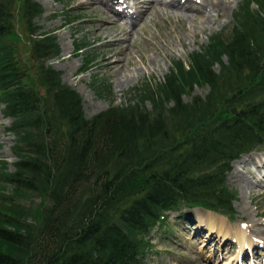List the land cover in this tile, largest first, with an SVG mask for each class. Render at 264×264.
Listing matches in <instances>:
<instances>
[{
  "label": "trees",
  "instance_id": "16d2710c",
  "mask_svg": "<svg viewBox=\"0 0 264 264\" xmlns=\"http://www.w3.org/2000/svg\"><path fill=\"white\" fill-rule=\"evenodd\" d=\"M43 12L36 0H0V104L17 137L14 168H0V264H147L151 232L172 230L169 211L233 214L231 163L264 150V0H243L230 37L174 60L137 101L92 117L47 63L61 49L56 33H37Z\"/></svg>",
  "mask_w": 264,
  "mask_h": 264
},
{
  "label": "rangeland",
  "instance_id": "374dc122",
  "mask_svg": "<svg viewBox=\"0 0 264 264\" xmlns=\"http://www.w3.org/2000/svg\"><path fill=\"white\" fill-rule=\"evenodd\" d=\"M36 1L44 11L35 20L40 27L37 33H56L61 48L60 55L47 63L61 71L62 80L83 96L85 113L92 117L116 106L137 101L148 87L156 88L164 81L174 60L187 63L192 53L201 52L213 35L230 37L235 13L243 0H209V3L203 0H181L182 3H196L202 7V12L192 11L193 14L188 15L181 12L183 10H169L158 5L152 10L143 9L145 11L141 16V5L145 0ZM216 1L224 2L226 13L223 14L221 10L218 14L211 8L212 5L208 6ZM127 2L129 7L136 6L137 9L127 20L135 19L130 23L125 19L114 23L113 20H118V8H124L121 3ZM252 8L257 9V6L252 5ZM207 19L210 21H203ZM135 20L138 22L133 26ZM21 24L24 22L20 18L16 22L17 31L24 34V40L30 44L28 32L20 29ZM78 43L88 46L82 53L89 50L93 54L87 72L81 71L85 57L76 50ZM18 56L23 61H33L31 50L27 48H21ZM115 60L119 62L109 69L107 62ZM223 61H226L224 57ZM213 69L217 71L219 65L216 64ZM207 93L208 88L196 86L194 89V94L202 98ZM147 106L150 108L151 104L147 103ZM12 120L5 115L0 104V168L6 161L13 169L17 161L12 150L17 137L8 130ZM248 158L252 161H247ZM243 160L246 162L242 163ZM259 165H262L261 168ZM244 179L253 187L247 189ZM256 180L263 181V184L260 185ZM226 181L237 191L233 201L234 213L223 214L203 206L169 211L167 216L172 230L169 234L163 228L151 232L149 238L153 251L146 259L147 264H239L237 261L242 264H264V245L258 244L259 241L252 238L250 233L256 226L264 227V196H257L261 190L264 191V150H253L235 158L231 170L226 174ZM43 202L44 195L35 193L29 206L38 210ZM203 210L227 218V225L222 227V231L217 223H207L199 216ZM259 237L264 238V235Z\"/></svg>",
  "mask_w": 264,
  "mask_h": 264
},
{
  "label": "bare ground",
  "instance_id": "6f19581e",
  "mask_svg": "<svg viewBox=\"0 0 264 264\" xmlns=\"http://www.w3.org/2000/svg\"><path fill=\"white\" fill-rule=\"evenodd\" d=\"M76 1V0H75ZM80 1V0H79ZM203 1H205L206 3H209V0H203ZM100 2H102V1H100ZM125 2H126V0H125ZM199 2V1H198ZM127 4L129 5V2H127ZM201 5H202V3H200ZM82 5V4H81ZM86 5V4H85ZM158 5H160V6H162V7H164L165 9L166 8H169V10L170 9H180V10H183V11H181V12H183V13H187L188 15H191V14H193V12L192 11H199L200 13L202 12V10H201V8L199 7V6H197V4L196 3H192V2H187V3H182L181 2V0H145L144 1V3L141 5L142 6V12L139 14L140 16L141 15H143L142 13L146 10V9H150V10H152L154 7H156V6H158ZM210 5H212V7L210 6ZM204 6V5H203ZM208 6H210L213 10H215V12L217 11V13L219 14L220 13V11L222 10V13L224 14V13H226V5L224 4V2H219V1H216V2H211ZM199 7V8H198ZM209 7V8H210ZM96 8V7H95ZM110 8V7H109ZM115 8V7H114ZM143 9H145L144 11H143ZM116 10V9H115ZM157 10H159V8L157 9ZM162 10V9H161ZM154 11V10H153ZM164 11H166V10H164ZM176 11V10H175ZM125 12V8H123V11H120V10H117V13H116V18H118V20H113L114 21V23H116L117 24V21H119L120 19H122L123 17H126V13H124ZM150 12H152V11H150ZM150 12H149V14H150ZM157 12V11H156ZM163 12V11H162ZM180 12V13H181ZM153 13V12H152ZM166 13V12H165ZM175 13V12H174ZM183 13H181V14H183ZM172 14V13H171ZM180 14V15H181ZM138 16V15H137ZM217 16V15H216ZM208 17V16H207ZM189 18V17H188ZM136 19H138V18H136ZM191 19H192V16H191ZM112 21V22H113ZM203 21H210V20H203ZM215 21V19L212 21V23ZM137 22L138 21H134L133 23H132V25L134 26V25H136L137 24ZM210 23V22H209ZM211 25V24H210ZM207 26V25H206ZM205 26V27H206ZM204 27V26H203ZM112 56V55H111ZM109 60V59H108ZM107 62V61H106ZM118 62H119V60H118ZM116 60L114 61V62H107V65H108V67H109V69H112L113 68V66H114V64L115 63H118ZM124 63V62H123ZM106 64V63H105ZM106 71V70H105ZM122 82V81H121ZM120 83V82H119ZM1 122V121H0ZM3 128V127H2ZM247 161H252V159L251 158H248L247 159ZM246 162V160H243L242 161V163H245ZM261 166L262 165H259V167L261 168ZM240 179H242V178H240ZM256 181H258V180H256ZM244 182L246 183V185H247V189H249V188H252L253 186H251V184L248 182V181H246L245 179H244ZM259 182V184L260 185H262L263 184V181H258ZM258 197H260V196H264V191H260V193L257 195ZM261 199V198H260ZM202 214V215H201ZM201 214H199V216L201 217V218H203V219H205L206 220V222L207 223H209V222H212V223H217L218 225H220L221 226V228H220V230L222 231L223 230V228L222 227H224V226H226L227 225V222H228V220H227V218L225 217V216H222V215H218V214H214L213 212H211V211H207V212H205L204 210L201 212ZM204 216V217H203ZM211 228V227H210ZM215 230V229H214ZM250 233H252V238H254V239H257L258 241H259V243L258 244H262V245H264V238H261V237H259L260 235L262 236V235H264V227H262V226H256V229H251L250 230ZM256 234H258V235H256ZM224 244H226V242L224 243ZM255 246V245H254ZM260 249V248H259ZM221 251V249L219 250V252ZM244 251V250H243ZM242 251V252H243ZM260 251V250H259ZM262 253V252H261ZM243 254V253H242ZM261 256V255H260ZM243 259V258H242Z\"/></svg>",
  "mask_w": 264,
  "mask_h": 264
}]
</instances>
